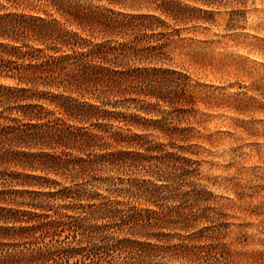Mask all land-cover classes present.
<instances>
[{
    "label": "trees",
    "instance_id": "1",
    "mask_svg": "<svg viewBox=\"0 0 264 264\" xmlns=\"http://www.w3.org/2000/svg\"><path fill=\"white\" fill-rule=\"evenodd\" d=\"M1 1L0 264H234L226 231L247 195L218 203L198 162L177 155L202 140L177 126V104L196 98L160 66L171 27L206 13L177 0Z\"/></svg>",
    "mask_w": 264,
    "mask_h": 264
},
{
    "label": "rangeland",
    "instance_id": "2",
    "mask_svg": "<svg viewBox=\"0 0 264 264\" xmlns=\"http://www.w3.org/2000/svg\"><path fill=\"white\" fill-rule=\"evenodd\" d=\"M177 4L210 20L177 21V34L163 38L169 57L160 66L184 74L185 93L196 98L194 106L177 104V126L202 139L177 144V155L198 162L199 184L218 203H230L243 187L247 196L230 212L226 242L237 253L234 264H257L248 255L264 252V0ZM1 6L8 7L0 0Z\"/></svg>",
    "mask_w": 264,
    "mask_h": 264
}]
</instances>
